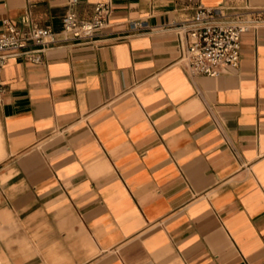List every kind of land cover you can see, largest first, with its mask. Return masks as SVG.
Instances as JSON below:
<instances>
[{"label": "crops", "instance_id": "1", "mask_svg": "<svg viewBox=\"0 0 264 264\" xmlns=\"http://www.w3.org/2000/svg\"><path fill=\"white\" fill-rule=\"evenodd\" d=\"M79 2L110 24L1 71L0 264H264V0ZM197 3L256 22L218 78L179 61ZM68 9L0 0V34Z\"/></svg>", "mask_w": 264, "mask_h": 264}, {"label": "built area", "instance_id": "2", "mask_svg": "<svg viewBox=\"0 0 264 264\" xmlns=\"http://www.w3.org/2000/svg\"><path fill=\"white\" fill-rule=\"evenodd\" d=\"M79 3V0H68L69 9L60 34L49 27L39 26L29 14L22 16L17 23L6 24L5 31L0 34V101L5 94L1 71L9 53L28 55L37 63L40 58L31 54L59 43L60 35L69 41H88L110 24L113 13L111 4H96L93 18L81 20L76 11ZM255 24L244 15L230 14L223 7L207 8L197 3L193 15L177 27L182 36L179 61L191 76L221 77L229 69L240 66L242 36ZM30 47L40 49L29 51Z\"/></svg>", "mask_w": 264, "mask_h": 264}]
</instances>
